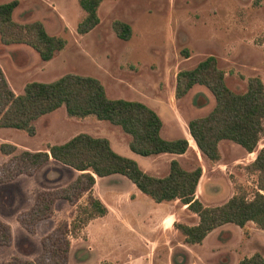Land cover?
Instances as JSON below:
<instances>
[{"label":"rangeland","instance_id":"rangeland-1","mask_svg":"<svg viewBox=\"0 0 264 264\" xmlns=\"http://www.w3.org/2000/svg\"><path fill=\"white\" fill-rule=\"evenodd\" d=\"M7 1L10 0L0 3ZM84 15L78 0H17L11 15L14 22L40 21L49 35L63 38L65 44L45 61L29 45L5 44L0 39V67L14 93L21 94L24 84L32 80L48 82L65 73L94 76L108 97L139 100L151 107L162 120L163 138H187L189 148L178 160L187 169L200 165L196 193L202 196L205 206L223 204L237 188L248 198L256 191L264 195V189L257 188L258 173L250 166L258 149L264 147V133L252 152L233 141L220 140L219 159L210 161L196 147L187 122L210 111L213 95L199 84L179 98L174 95L177 72L193 68L208 55L217 59L232 91L243 92L252 76L259 77L264 84V0L259 5H254L253 0H101L97 7L98 23L88 32L79 33L76 27ZM115 20L130 25L129 39L117 37L112 27ZM34 125L36 132L32 136L21 129L0 128V143L15 145L16 152L46 150L51 144L85 132L108 138L115 151L135 160L151 175L163 176L168 172L170 156H141L132 152L127 145L129 137L119 126L93 115L68 116L64 106H60L39 117ZM7 157L0 151V163ZM74 172L51 159L32 176L21 174L0 184V219L10 226L12 234L11 244L0 247V264H6L14 255L33 258L40 251L41 236L55 224L74 219L78 206L85 204L86 195L75 205L58 200L53 217L40 221L34 234H29L16 220L20 211L30 207L38 191L67 185ZM114 176L117 180L108 183ZM106 184L115 190L110 196L114 195L118 204L102 225L111 229L110 237L122 249L116 252L122 259L136 255L143 247L142 242L137 246L136 234L125 228L132 227L145 233L139 235L140 239L154 242L148 247L152 264H191L189 255L178 244L184 239L180 231L174 226L170 233L165 231L167 220L161 223L156 218L160 212L156 202L121 174L103 177L97 189ZM133 190L139 193L136 199ZM170 204L184 224L198 221L191 211L180 210L178 200ZM85 225L76 231V236ZM190 248L205 253L212 248L207 256L212 264H237L255 253L264 259V231L252 221L242 227L226 223L208 235L200 248ZM70 264L98 261L96 254L88 253L78 260L71 258ZM135 264L146 263L138 260Z\"/></svg>","mask_w":264,"mask_h":264},{"label":"trees","instance_id":"trees-1","mask_svg":"<svg viewBox=\"0 0 264 264\" xmlns=\"http://www.w3.org/2000/svg\"><path fill=\"white\" fill-rule=\"evenodd\" d=\"M262 0H253L259 5ZM101 0H78L84 17L77 24L79 33L91 30L99 21L97 7ZM17 0L0 3V39L3 43H23L32 47L42 60H49L62 49L65 40L49 35L40 21L19 24L12 20ZM117 37L127 40L131 34L128 23H112ZM195 84L206 87L214 97V105L202 116L189 119L188 132L200 153L210 161L219 159L218 143L230 140L247 152H252L264 133V84L257 76L247 79L243 92L229 89L224 71L217 59L208 55L191 69L176 74L175 97L183 96ZM199 104L197 100H194ZM64 106L68 116L82 118L93 115L117 125L128 135L129 149L141 156L162 153L184 154L189 148L187 138L165 139L160 135L162 120L147 104L139 100L110 98L98 78L77 73H65L52 81H28L23 92L16 94L0 67V128H17L28 135L36 132L34 122L41 116ZM0 143V151L8 157L0 163V184L17 176L33 175L49 159L69 166L79 173L65 186L38 191L26 210L16 215L20 226L34 234L39 221L51 218L57 200L75 205L86 195L84 205L72 221L55 224L40 237V251L33 258L14 255L6 264H67L70 238L89 220L103 216L107 207L92 195L95 177L121 174L156 203L178 200L198 216L195 224L173 223L188 244L200 243L213 229L233 223L239 227L252 221L264 231V195L256 191L248 198L240 188L223 204L205 206L194 197L201 176L196 164L187 169L178 159L169 161L168 172L154 176L142 170L138 163L115 151L106 137L79 132L62 143L51 144L46 150H21ZM250 166L258 173L257 188L264 189V147L256 152ZM10 226L0 219V247L11 244ZM100 264H112L102 261ZM237 264H264L263 257L255 253Z\"/></svg>","mask_w":264,"mask_h":264},{"label":"crops","instance_id":"crops-1","mask_svg":"<svg viewBox=\"0 0 264 264\" xmlns=\"http://www.w3.org/2000/svg\"><path fill=\"white\" fill-rule=\"evenodd\" d=\"M160 155L170 156L169 161L173 158L178 159V156H180L178 154H173V153H162V154H157V155H152V156H160ZM5 156H7V155H5ZM50 160L51 159H49L47 161V163L50 162ZM39 169L37 171H39ZM78 173L79 172L77 170H75L74 177ZM112 175L113 174L108 175V176H112ZM103 177H105V176H103ZM103 177H95V183H94L93 188H92V194L101 200V202L107 207L108 211L103 216H98V217H95V218L89 220V222L83 227V230L81 231L80 235L76 236L73 239H72V237L70 238V248H69V252H68L67 264H70L71 258L78 260L88 253L96 254L98 264L103 260L109 261V262L114 263V264H135L136 262H138V260H141L142 262H145L146 264H152L150 258L148 257V256H150L148 247H151V245L154 242L151 240H148L147 238H144L146 240L140 239L141 237H139V235L145 234V233H143V231L141 229H134L132 227H129V228L125 227L126 229L130 230V232H132V234H136L135 242H137V246H138V243H140V242L143 243V247L141 248V250H139V252L136 255L127 256L126 258L122 259V257L120 256L121 254L116 253L118 250L121 251L122 249L120 247H118L117 244H115V242H117V241L114 240L112 237H110V234H111L110 230L111 229L107 228V226L102 225V224L105 223L106 220H108V218H110L112 216V207L117 206L118 199L114 195H113V197L110 196V194L112 192L113 193L115 192V190L112 188L111 184L110 185L106 184V186L100 185L99 189H97V185H98L100 179H102ZM116 180H117V177H115V176L110 177L108 183H111V182L113 183ZM133 192H134L133 195H134L135 199L137 197H139V193H137L134 190H133ZM194 197L197 198L203 204L202 196L200 197L196 193V190H195ZM130 198H132V194H130ZM59 200H61V199H59ZM170 202H172V201L160 202V203H157L158 205H155L158 207V209H160V212L157 214L156 218L161 223H163L167 220L168 225L165 227V231H167L169 233L172 230L174 222H182V223L184 222L183 220H180L179 214L177 213L175 208L172 207ZM179 203H180V210L181 211L182 210L190 211L189 209H187L186 204H182L181 202H179ZM119 204L121 205L122 202H119ZM54 212H55V204H54ZM190 213L193 216H197L192 211ZM53 215H54V213H53ZM53 215H52V217H53ZM113 216L115 217V215H113ZM220 227L213 229L211 232H209L205 236V238L208 235H210L211 233L215 232L216 230H219ZM204 239L200 243H198V244L195 243L194 245H197L200 248V246H202V242L204 241ZM148 242H151V243H148ZM178 244L183 246L182 248H184V250L189 255V260L191 261V264H212L209 261V258L207 257L210 254V252L212 251V248H210V251L208 253H205V252L199 251L201 249H196V250L191 249L190 246H194V245L185 243L183 240H180V242ZM179 262H181V261H179Z\"/></svg>","mask_w":264,"mask_h":264}]
</instances>
